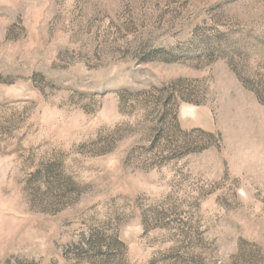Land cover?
Wrapping results in <instances>:
<instances>
[{"label":"rangeland","instance_id":"obj_1","mask_svg":"<svg viewBox=\"0 0 264 264\" xmlns=\"http://www.w3.org/2000/svg\"><path fill=\"white\" fill-rule=\"evenodd\" d=\"M0 264H264V0H0Z\"/></svg>","mask_w":264,"mask_h":264}]
</instances>
